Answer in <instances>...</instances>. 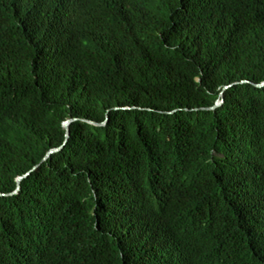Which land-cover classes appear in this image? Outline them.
<instances>
[{
    "label": "trees",
    "instance_id": "obj_1",
    "mask_svg": "<svg viewBox=\"0 0 264 264\" xmlns=\"http://www.w3.org/2000/svg\"><path fill=\"white\" fill-rule=\"evenodd\" d=\"M262 83L264 0H0V264H264Z\"/></svg>",
    "mask_w": 264,
    "mask_h": 264
},
{
    "label": "water",
    "instance_id": "obj_2",
    "mask_svg": "<svg viewBox=\"0 0 264 264\" xmlns=\"http://www.w3.org/2000/svg\"><path fill=\"white\" fill-rule=\"evenodd\" d=\"M258 87H260V88H263L264 87V83H262L261 85H257ZM230 87H227L226 89H229ZM224 103V100H221V101H219V102H217V104L213 107V108H211V109H209V110H215V109H217V108H219L222 104ZM74 121H76V120H69L67 123H66V125H65V130L67 131V139L69 140L70 139V134H71V131H70V127H71V125H72V123L74 122ZM87 122H89V121H87ZM89 123H91V125H94V126H100V127H105L106 126V123H104V125H96V123H94V122H89ZM62 150V148L61 149H58V150H54V151H52L49 155H48V157L46 158V160L45 161H47L51 156H53L54 154H56V153H59L60 151ZM30 174H28V175H26V176H23V177H20L19 179H18V183H19V186H18V190L14 193V194H11V195H17L20 191H21V183H22V181L24 180V179H26L28 176H29ZM1 196V195H0Z\"/></svg>",
    "mask_w": 264,
    "mask_h": 264
}]
</instances>
